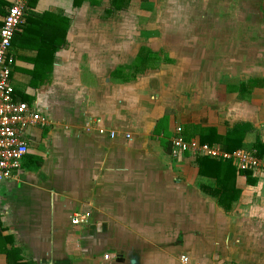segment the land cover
<instances>
[{
  "label": "crops",
  "instance_id": "0c3cea01",
  "mask_svg": "<svg viewBox=\"0 0 264 264\" xmlns=\"http://www.w3.org/2000/svg\"><path fill=\"white\" fill-rule=\"evenodd\" d=\"M10 54L45 123L0 183V264H264V177L171 156L179 126L264 157V0H28Z\"/></svg>",
  "mask_w": 264,
  "mask_h": 264
},
{
  "label": "built area",
  "instance_id": "2783aa9c",
  "mask_svg": "<svg viewBox=\"0 0 264 264\" xmlns=\"http://www.w3.org/2000/svg\"><path fill=\"white\" fill-rule=\"evenodd\" d=\"M28 0H13L7 9L0 28V183L8 182L21 173L22 160L28 153L26 130L37 124L44 125L45 118L26 103L13 98L11 72L14 59L10 49L15 33L25 23V10ZM129 138V136H126ZM171 156L181 158L186 152L194 155L230 161L239 171L253 170L264 177V157H258L245 151H221L216 147L187 141L183 129L175 128L172 137ZM86 214H77L72 219L75 226L83 225L87 221ZM107 258V257H105ZM184 262L188 259L183 257ZM224 264H235L226 262Z\"/></svg>",
  "mask_w": 264,
  "mask_h": 264
},
{
  "label": "trees",
  "instance_id": "16d2710c",
  "mask_svg": "<svg viewBox=\"0 0 264 264\" xmlns=\"http://www.w3.org/2000/svg\"><path fill=\"white\" fill-rule=\"evenodd\" d=\"M125 0H112V5L119 8L121 6V4L124 2ZM236 130H239V129H236ZM238 133L239 132H236L235 134L231 133L229 135H227V137L224 139V146L226 147V150L228 152H234V151H237L238 149H241L243 148V145H242V142L240 140H237L236 141V137L238 136ZM213 137H212V136ZM216 134L215 133H211L209 131H204L203 134H201L200 136V143L201 144H205V143H208V144H212L213 141L215 142L216 141ZM230 165V161H219V162H215V161H212V160H208V159H203L202 161H200V165L203 166V164H208V165H211V166H220L222 164H227Z\"/></svg>",
  "mask_w": 264,
  "mask_h": 264
}]
</instances>
